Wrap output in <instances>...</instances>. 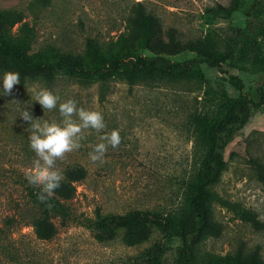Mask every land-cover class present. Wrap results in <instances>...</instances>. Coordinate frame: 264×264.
Listing matches in <instances>:
<instances>
[{
    "label": "rangeland",
    "instance_id": "obj_1",
    "mask_svg": "<svg viewBox=\"0 0 264 264\" xmlns=\"http://www.w3.org/2000/svg\"><path fill=\"white\" fill-rule=\"evenodd\" d=\"M133 1L138 0H0V12L15 10L32 27L34 38L28 53L53 46L76 55L84 52L89 39L103 47L115 42L127 26ZM142 1L162 29H175L182 41L209 38L223 48L234 30L248 21L241 10L216 13L229 0ZM257 12L264 14V0ZM18 25L9 32L14 33ZM142 54L151 55L146 50ZM192 56L185 51L168 58L183 61ZM223 67L243 80L242 93L253 95L260 87L261 74L228 64ZM200 69L201 80L133 85L114 80L104 87L81 85L65 76L51 82L25 79L15 86L12 96L0 94V228L5 232L0 235V260L10 247H23L25 255L41 253L49 264H132L133 256L160 240L165 247L162 264H180L178 239H162L153 229L147 240L134 245L119 238L99 241L91 223L109 213L180 206L183 182L194 173L201 156L191 116L214 111L220 99L239 93L227 82L226 74L206 64ZM40 89L52 91L61 101L71 98L79 107L99 111L105 131L118 130L122 141L116 149L109 147L103 164H94L88 153L99 142L98 134L87 130L82 147L56 162L61 172L70 164H80L87 175L76 183L74 198L66 202L69 217L52 219L56 233L49 241L37 240L31 226L38 209L35 187L25 173L35 154L29 146L30 124L20 117L25 109L34 119L60 121L58 109L44 110L34 101L33 90ZM223 156L226 169L208 187L211 228L193 246L194 254L198 261L252 254L264 259V111L252 114ZM241 210L252 213L258 223L242 218Z\"/></svg>",
    "mask_w": 264,
    "mask_h": 264
},
{
    "label": "trees",
    "instance_id": "obj_2",
    "mask_svg": "<svg viewBox=\"0 0 264 264\" xmlns=\"http://www.w3.org/2000/svg\"><path fill=\"white\" fill-rule=\"evenodd\" d=\"M263 0H229L228 5L218 6L219 14L241 10L247 24L236 28L224 47L209 38L182 41L175 29L163 30L158 18L142 0L133 1L125 30L115 42L103 47L89 39L82 54L59 52L53 46L43 51L28 53L34 38V30L22 21L15 10L0 12V71L20 74V81L43 80L51 82L58 76L75 79L81 85L107 83L119 80L129 85L136 83L183 82L201 80V64L216 68L226 74L227 82L239 93L236 97L220 99L214 111L194 114L190 124L194 140L200 147L201 156L194 173L184 180V197L176 209L164 208L133 210L124 214L99 215L91 223L97 232L96 239L109 241L119 238L127 245L148 239L153 229L162 239L179 240L180 264H264L257 254L234 258L198 261L193 246L205 237L211 228L212 213L208 187L213 185L226 169L223 156L225 147L237 136L255 111H264V14H258ZM19 24L14 33L9 28ZM146 50L151 55H144ZM189 51L194 56L183 61H172L175 56ZM261 74L263 79L253 94L242 93L243 80L224 69V65ZM61 186L50 201L52 207L37 199L39 188L33 191L37 216L32 218L34 236L49 241L56 233L54 217H69L66 202L76 193V183L82 182L86 168L70 164L62 170ZM242 218L258 223L254 215L241 210ZM5 232L0 228V235ZM1 237V236H0ZM4 252L0 264H49L41 253L25 255L23 247ZM17 249V250H16ZM165 251L162 241H154L141 253L133 256L132 264H162Z\"/></svg>",
    "mask_w": 264,
    "mask_h": 264
},
{
    "label": "clouds",
    "instance_id": "obj_3",
    "mask_svg": "<svg viewBox=\"0 0 264 264\" xmlns=\"http://www.w3.org/2000/svg\"><path fill=\"white\" fill-rule=\"evenodd\" d=\"M0 82V94L12 96L15 86L21 84L20 74L5 71L0 76ZM33 97L44 110L58 109L61 117L59 122H49L42 118L34 119L30 111L25 109L20 113V117L30 124L27 129L30 132L29 146L35 154L25 178L30 185L39 188L37 199L50 208V201L64 179L62 172L56 168V162L82 147L81 142L87 130L98 134L99 142L91 146L92 150L88 153L94 164H103L109 147L116 149L122 141L118 130L105 131L107 126L99 111L79 107L77 101L71 98L61 101L59 96L48 89L33 90Z\"/></svg>",
    "mask_w": 264,
    "mask_h": 264
}]
</instances>
